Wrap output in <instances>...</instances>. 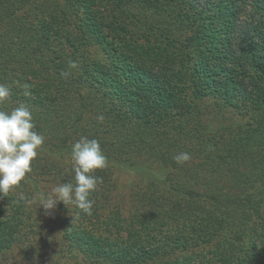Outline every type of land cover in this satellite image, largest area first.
<instances>
[{"label": "trees", "instance_id": "obj_1", "mask_svg": "<svg viewBox=\"0 0 264 264\" xmlns=\"http://www.w3.org/2000/svg\"><path fill=\"white\" fill-rule=\"evenodd\" d=\"M0 84V110L25 104L45 137L0 199V257L52 244L73 264H264V0H0ZM82 136L108 161L92 214L58 202L39 224L37 189L75 183ZM115 172L134 179L126 216Z\"/></svg>", "mask_w": 264, "mask_h": 264}, {"label": "clouds", "instance_id": "obj_2", "mask_svg": "<svg viewBox=\"0 0 264 264\" xmlns=\"http://www.w3.org/2000/svg\"><path fill=\"white\" fill-rule=\"evenodd\" d=\"M76 66L74 61L69 60V69ZM69 74V72L64 73V75ZM22 87L23 94L30 96V85L25 83ZM11 95V88L0 84V105L8 102ZM97 120L102 123L104 116L99 115ZM35 129L32 112L25 104H20L10 112L0 110V199L8 197L20 186L27 174L32 172V163L45 140V137ZM70 155L75 183H61L47 194L41 193L38 199L39 208L42 206L48 213L49 210L55 209L58 202H63L64 205H74L84 214L91 215L94 200L90 197L101 182L94 173L98 169L107 167V158L97 139L83 136L71 146ZM173 159L177 164H185L191 160V156L187 152H181ZM19 199L28 204L37 202L35 199L28 200L23 193L19 194Z\"/></svg>", "mask_w": 264, "mask_h": 264}, {"label": "rangeland", "instance_id": "obj_3", "mask_svg": "<svg viewBox=\"0 0 264 264\" xmlns=\"http://www.w3.org/2000/svg\"><path fill=\"white\" fill-rule=\"evenodd\" d=\"M112 177L115 179L116 185V192H114L115 198L113 200L116 206L113 207V209L120 206L119 209L124 210L123 214L125 216L129 215L132 211V207L128 202V194L131 193L130 189L133 188V185L135 184L134 179L131 175L124 172H115L112 174ZM40 185L41 186L37 189V194H47L53 187L57 186V179L51 178L50 182H42ZM35 209L38 213H42L44 215V219H46H43L42 221L41 218H39V224H42V222L43 224H46L48 220L53 221L55 217H59V209H53L52 212L49 210V212L46 213L42 206L39 208V204H35ZM77 218L78 221L81 219L80 217ZM50 231L54 230L52 229ZM41 233L42 232L39 234ZM35 239L37 240V238ZM54 245H56V243H54ZM46 246H48L49 249L44 247L40 249V251L36 250V248H33V251H30L21 247L8 250L3 253V257H0V264H73V260L65 258V255H57L55 252L56 248L52 244Z\"/></svg>", "mask_w": 264, "mask_h": 264}]
</instances>
